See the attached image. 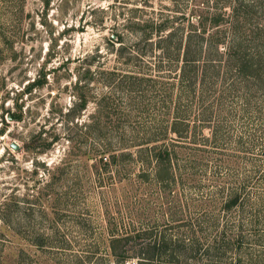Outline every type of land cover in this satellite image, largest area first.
<instances>
[{
    "label": "rangeland",
    "instance_id": "1",
    "mask_svg": "<svg viewBox=\"0 0 264 264\" xmlns=\"http://www.w3.org/2000/svg\"><path fill=\"white\" fill-rule=\"evenodd\" d=\"M216 1L0 0V205L12 193L22 204L30 199L9 220L24 225V238L4 230L0 217L4 264H16L21 249L23 264H81L88 251L108 252L110 221L165 224L136 161L123 164L130 173L123 180L105 170L102 177L90 153L102 140L135 151L178 116L191 123L188 141L205 143L208 174L242 181L252 200L249 224L238 228L245 243L228 263L264 264V79L245 82L219 67L182 88L179 65L159 68L158 49L141 33L164 20L184 37L210 30L212 12L231 15ZM237 14V31L261 40L264 0ZM28 230L65 244L38 247Z\"/></svg>",
    "mask_w": 264,
    "mask_h": 264
},
{
    "label": "trees",
    "instance_id": "2",
    "mask_svg": "<svg viewBox=\"0 0 264 264\" xmlns=\"http://www.w3.org/2000/svg\"><path fill=\"white\" fill-rule=\"evenodd\" d=\"M216 4L228 5L231 15L219 10L212 12L213 17L210 18L215 27L210 30L197 29L184 37L168 28L164 20L157 23L155 28L141 31L152 51L155 47L158 49L159 68L179 65L181 73L176 82L182 88L191 86L199 76L203 81L208 80L219 67L224 68L227 75L245 82L253 78L264 79V32L260 33L261 40L259 37L254 40L251 32L241 33L235 27L240 20L237 13H251L253 0H217ZM211 6L206 7L210 12L214 7ZM199 67H203L200 73ZM262 96L264 99V94ZM11 116L12 119L16 118L15 114ZM190 127L191 123L178 116L170 125L161 126L145 135L151 139L138 143L135 151L130 150L132 145L128 143L114 146L102 140L94 145L90 155L96 162V172L100 176L105 170L108 178H113L116 172L123 180L130 174L123 164L131 161L139 164L137 176L144 185L155 186L152 189V203L160 207L166 223L161 227L150 225L143 228L134 225V221L122 225L110 221L107 227L108 252L97 255L94 251H88L78 257L81 264H110L112 258L114 264H230L228 256L245 243L238 228L243 229L249 224L245 206L252 200L242 181L238 183L229 178L221 183L222 177L215 169L208 174L210 162L205 156V143L188 141ZM171 131L175 137L169 136ZM94 134L99 135L96 131ZM211 148L214 150L212 145ZM39 197L35 203L41 200ZM7 198L0 205L2 227L23 237L24 225L9 221L13 207H23L22 202L13 193ZM29 200L26 197L22 205ZM3 229L0 227V239L6 241L7 232ZM41 232L28 230L27 235L35 234L31 239L32 244L47 246V250L63 248L65 241L56 245L53 241L49 243ZM25 252L24 249L20 250L16 264H23L20 257ZM4 257L0 254V264H4Z\"/></svg>",
    "mask_w": 264,
    "mask_h": 264
},
{
    "label": "water",
    "instance_id": "3",
    "mask_svg": "<svg viewBox=\"0 0 264 264\" xmlns=\"http://www.w3.org/2000/svg\"><path fill=\"white\" fill-rule=\"evenodd\" d=\"M13 147H15L17 149L18 148V145L14 143L13 144Z\"/></svg>",
    "mask_w": 264,
    "mask_h": 264
}]
</instances>
